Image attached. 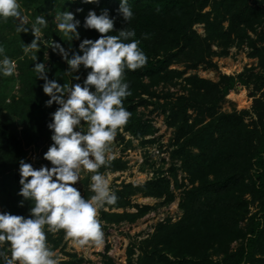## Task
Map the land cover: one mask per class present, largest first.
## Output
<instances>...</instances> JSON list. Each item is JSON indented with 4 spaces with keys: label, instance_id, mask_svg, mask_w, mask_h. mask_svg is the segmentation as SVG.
Segmentation results:
<instances>
[{
    "label": "trees",
    "instance_id": "obj_1",
    "mask_svg": "<svg viewBox=\"0 0 264 264\" xmlns=\"http://www.w3.org/2000/svg\"><path fill=\"white\" fill-rule=\"evenodd\" d=\"M18 1L24 9L37 12L51 8L61 0ZM250 2L128 0L133 16L127 23L116 11L119 0L87 4L89 8L107 9L109 17L114 18L113 31L109 34L133 29L135 36L130 39L139 41L138 48L147 58L143 67L125 69L123 73V81L129 84L131 92L122 100V106L130 113L125 131L138 137L152 134V126L142 123L137 108L147 102L144 96L154 94L153 87L161 83L174 85L173 80L182 79L183 89L187 91V95L178 97L176 103H169V126L176 130L178 144L173 157L181 159L192 187L184 192L180 220L158 225L155 234L141 248L143 254L139 264H264V98L254 101L255 105H260L253 107L259 126H252L245 121L246 111H216L237 84L250 83L245 81L244 73L238 77L223 76L219 83L197 75L183 78L187 70L214 67L212 58L227 55L235 40L252 41L249 32H254V26L260 24L264 9L254 7ZM206 8L209 10L205 11ZM19 22L16 18L0 19L3 55L16 61L12 93L6 99H3L4 94L0 96V184L5 176H13L19 170L20 160L26 163L25 146L35 142L34 147L41 148L51 139L47 125L51 122V113L58 107L55 103L45 106L49 97L42 91L43 80L37 79L33 70L35 62L44 63L46 48L41 47L36 53L37 61L25 54L23 45L31 43L34 37L30 30L17 32ZM199 24L204 25L205 36L195 30ZM82 28L81 39L95 40L102 35L94 29ZM45 34L46 40L54 41L61 35L57 29L51 32L49 28ZM65 44H68L69 56L71 51L80 54L79 41L66 40ZM254 54H260V50L255 48ZM50 61L51 65L46 66L48 78L70 87L65 62L53 52ZM175 64H183L185 70L171 69ZM259 64L264 68V57ZM259 81L258 90L262 91L264 78ZM5 83L0 76V88ZM78 83L82 85L83 81ZM189 111L195 113L193 120ZM18 128H22L20 132ZM5 185L0 191V207L3 212L20 215L22 200L9 182ZM136 191L145 197L166 196L167 200H172L168 180L146 183ZM246 195L260 205L249 218L246 217L249 207ZM149 209L143 207L139 215ZM244 221L242 227L240 224ZM237 241L240 245L235 250L230 249ZM212 253L216 254V259ZM66 264L76 263L71 260Z\"/></svg>",
    "mask_w": 264,
    "mask_h": 264
},
{
    "label": "clouds",
    "instance_id": "obj_2",
    "mask_svg": "<svg viewBox=\"0 0 264 264\" xmlns=\"http://www.w3.org/2000/svg\"><path fill=\"white\" fill-rule=\"evenodd\" d=\"M80 2L99 4V0ZM81 11L76 9L77 13ZM116 11L126 23L133 16L128 0H119ZM7 18L20 21L17 32L31 31L34 38L23 45V52L30 54L33 61H37L36 52L43 46L67 63L66 74L78 72L81 66L90 69L82 85L75 83L69 87L49 79L45 63H34L37 79L43 80L42 91L49 97L45 106L58 105L47 125L53 143L43 156L51 167L42 165L34 169L20 160L18 195L32 204L30 216L0 213V245L7 242V252L0 250V264H59L56 253L46 243L45 226L50 233L63 230L64 238L76 246L100 247L104 243L97 212L105 205L114 204L117 197L110 190L106 175L97 170L112 159L110 144L130 116L122 106V100L131 95L123 73L125 69L143 67L147 58L138 48L139 41L130 39L135 36L133 29L109 34L113 31L114 18L109 17L107 9L99 15L89 10L84 18L85 29L102 34L95 40L81 39L77 31L80 21L72 12L56 13L55 28L61 36L68 41H79L80 54L71 51L70 56L61 43L42 39L41 29L47 23L43 15L36 16L31 28H26L18 0H0V19ZM3 52L0 47V76L7 77L14 74L16 65ZM44 59H48V52L44 53ZM72 79L80 77L73 75ZM82 124L86 125L83 129ZM82 170L92 173L89 188L93 195L88 199L82 198L72 186L81 179Z\"/></svg>",
    "mask_w": 264,
    "mask_h": 264
},
{
    "label": "rangeland",
    "instance_id": "obj_3",
    "mask_svg": "<svg viewBox=\"0 0 264 264\" xmlns=\"http://www.w3.org/2000/svg\"><path fill=\"white\" fill-rule=\"evenodd\" d=\"M250 3L254 7L264 9V0H251ZM19 4L26 28H31L36 16L43 15L45 17L47 23L41 29V37L45 41L47 39L45 37L46 28H49L51 32L56 30L54 17L57 12L67 10L74 14V18L80 21V27H78L77 31L81 37L84 18L88 11L92 10L99 15L101 10H103V8H89L87 4H82L80 0H61L51 8L37 12L35 9H24L20 2ZM77 8H81L82 11L77 13ZM208 10L209 8H206L205 11ZM224 25L227 27V23ZM254 27L256 30L249 32L252 41L248 39L244 41L235 40L228 49L227 55L212 58L215 64L214 67L200 66L196 70H187L183 78L197 75L212 83H219L223 76L238 77L244 73L245 81L250 83L248 85L237 84L221 101L216 111L223 113H242L246 111L245 121L251 123L252 126H259V118L253 112V107L260 106L259 104L255 105V99L264 98L262 93L264 89L262 91L258 90V85L260 86L259 79L264 78V68L259 64L261 57H264V17L261 18L260 24ZM195 30L201 36H205L204 25H196ZM57 37L59 38L57 42L68 50V44H65L67 38L61 35ZM251 44L255 45L251 46ZM255 48L260 50V54H254ZM213 50L217 51V48L214 47ZM46 52H48V59H44V63L45 66L49 67L51 65L50 53L52 51L46 48ZM56 55L59 56L58 54ZM65 64L66 70H68V65L66 62ZM171 69L184 71L185 66L183 64H175L171 66ZM88 71L90 69H85L81 66L78 72L74 74L67 73L70 79V86L75 80L72 79L73 75L80 77L79 80L74 81L78 83L84 80ZM258 76L261 78L259 77L256 80ZM13 77L14 74L7 77L1 76V79L6 82L0 88V96L4 94L3 99L8 98L9 94L12 93ZM173 81L174 85L161 83L153 87L151 91L154 94L152 96H144L147 102L137 108V116L142 123L152 126V134L141 137L134 136L125 131L124 125L121 126L116 131L110 144L112 159L107 161L106 166H101L97 170L106 175L109 188L117 197L114 204L105 205L99 208L97 212V219L100 221L101 231L103 232V245L100 247L92 244L76 246L70 240L64 238L63 230L50 233L45 226L46 243L56 253L59 258V264H66L71 260L76 264H139L143 254L141 248L145 247L146 244L144 243L155 234L158 225L176 223L182 217L183 211L180 205L184 192L192 186L190 178L182 166L181 159L173 157L178 144H176V130L169 126V103H176V99L181 95H187V91L183 89L184 83L182 79ZM145 82L148 83V80L145 79ZM9 90L10 92H7ZM169 94L171 95L169 96ZM189 115H191V120H193L195 113L189 111ZM85 127L86 125L82 124V129ZM21 129L18 128V132ZM34 143L31 142L29 146L24 148L26 163L30 164L34 169H38L42 165L51 167L50 162L43 158L44 153L53 143L51 139L41 148L34 147ZM191 150L198 153L194 148ZM91 175L92 173L82 170L81 179L72 185L80 192L81 197L85 199L93 195L89 188ZM4 178L1 180V183L4 182L0 184V191L5 189L6 182H9L11 189L18 194L21 187L19 184V171L17 170L13 176L7 175ZM161 180H168L170 183L172 195V200L170 201L167 200L166 196L161 198L145 197L137 191L134 192L139 186ZM127 186L132 188H126ZM19 197L23 202V206L19 205L22 211L19 216L29 217L32 204L29 201H24L21 196ZM245 199L249 202L248 214L246 215L249 218L259 210L260 205L259 202L254 203L249 195H246ZM145 206L150 207V209L145 211L143 215H139V212ZM0 213H3L1 207ZM240 225L244 227L245 221L241 222ZM239 245L240 241L234 242L230 249L235 250ZM0 250L7 252V242L0 245ZM212 254L211 256L214 258L217 257L215 253Z\"/></svg>",
    "mask_w": 264,
    "mask_h": 264
}]
</instances>
